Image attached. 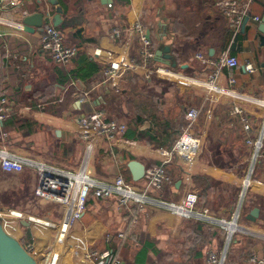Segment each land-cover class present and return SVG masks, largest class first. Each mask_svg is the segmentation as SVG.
I'll list each match as a JSON object with an SVG mask.
<instances>
[{
    "label": "crops",
    "instance_id": "obj_1",
    "mask_svg": "<svg viewBox=\"0 0 264 264\" xmlns=\"http://www.w3.org/2000/svg\"><path fill=\"white\" fill-rule=\"evenodd\" d=\"M9 1L0 0V6L13 20L42 12V25L53 24L60 8V23L55 27L78 53L68 65L58 66L39 47V28L27 32L0 25L4 33L0 38V94L14 105L13 115L0 126V148L75 170L86 148L79 138L78 122L89 113L91 105L124 123L127 129L132 124L137 138L126 136V129L123 137L130 142L119 139L109 149L102 137L94 136L88 158L90 172L101 178L120 172L133 181L127 168L129 160L137 159L144 166L156 163V149L168 148L160 144L163 125L154 128L152 115L168 120L178 136L187 108L199 107L200 117L192 133L201 138V154L192 167L191 180L182 177L177 165H170L172 183L165 193L179 198L191 185L200 205L216 216L230 217L239 204L242 182L249 174L250 146L238 117L229 111L238 106L246 112L253 124V138L264 121V42L258 30L264 20V0L251 2L250 18L242 22L234 37L227 18L217 7L219 0H13L14 5ZM252 16H258L260 21L254 22ZM136 22L150 38L156 62L183 77L156 79L152 84L127 72L118 93L98 87L103 63L92 57L94 48L120 52L123 42L136 56L138 38L115 35L116 30L123 31ZM166 46L174 66L156 56V51ZM226 50L238 59L239 65L223 69L216 81L219 89L210 90L206 83L208 68L196 56L204 54L214 59ZM88 60L98 70L82 78ZM246 62L252 64L253 72L244 69ZM230 75L233 83L229 82ZM135 79L141 84H135ZM92 88L89 103H81L87 106H79L81 92ZM139 96V102H135ZM137 115L143 121L135 125L133 118ZM24 123L32 124L27 128ZM147 129L160 135L157 143L145 136ZM111 155L113 158H108ZM250 178L240 210L242 226L249 233L238 234L228 254L229 261L235 264H245L243 256L251 252L264 255V158L257 161ZM36 183L37 176L30 169L19 173L0 170V220L24 246L31 244V254L38 263H44L46 257L40 260L41 254L57 238L61 208L58 206L57 211L53 203L35 199ZM254 207L259 209V215L257 221L251 222L246 214ZM22 221L29 225L24 226ZM121 226L120 209L112 198L88 200L86 211L74 223L64 245L67 227L58 233L57 248L63 245L66 260L59 262V258L57 264H92L83 263L76 254L85 249L112 251L120 257L121 264H206L207 252L222 243L223 232L218 225L185 219L165 209L144 210L133 234L119 239L117 231ZM143 246L147 248L146 258L140 263L135 257Z\"/></svg>",
    "mask_w": 264,
    "mask_h": 264
},
{
    "label": "built area",
    "instance_id": "obj_2",
    "mask_svg": "<svg viewBox=\"0 0 264 264\" xmlns=\"http://www.w3.org/2000/svg\"><path fill=\"white\" fill-rule=\"evenodd\" d=\"M253 0H219L217 7L228 20V26L232 30L233 37L237 34L245 18H250L249 8ZM14 5L13 0L9 1ZM8 11L0 6V25L23 31L22 20H13L8 16ZM258 22V16L251 17ZM117 38L136 36L138 46L136 56L129 53L128 44L119 45L121 51L103 50L94 48L92 57L103 63L102 77L98 81V87H104L118 93L122 79L127 72H132L143 79L156 77L157 79L181 78L180 72L173 71L170 67L156 62L154 50L150 38L141 23L136 22L123 31L116 30ZM4 33L0 31V38ZM39 47L50 60L58 66H66L72 62L78 53V49L65 43L62 32L51 22L42 25L39 35ZM207 66L206 83L210 90H218L217 78L223 69H232L239 65L238 59L228 50L221 52L214 59L198 54L196 56ZM243 67L248 72H253L251 63L246 62ZM229 82H234V77L229 76ZM94 89L82 91L79 103L89 101ZM14 105L6 96L0 94V121L4 122L14 113ZM229 113L238 117L242 131L246 134V144L250 146L249 174L245 176L239 191V204L232 210L230 217L216 216L210 209L199 204L197 192L188 189L179 198L171 197L165 193V189L172 183L168 174V166L177 165L182 177L191 180V170L201 154V138L192 133L194 124L200 117L199 107H189L185 112V122L181 126L179 135L168 148H157L158 162L145 165L144 175L141 180H127L120 172L111 177L101 178L92 174L88 168V158L92 147V138L102 137L112 148L119 139L130 142L123 137L127 127L115 118H109L102 109H93L82 116L78 122L79 138L85 142L86 148L83 158L75 170L66 169L45 161H38L31 157L19 156L5 148H0V170L7 173H19L24 169H30L37 176V183L33 191L35 199L57 204L62 212L60 227L69 229L73 223L81 218L86 211L88 200H101L112 198L120 209L121 228L117 231V238L122 239L131 236L139 223L140 214L148 208L165 209L177 215L195 221H201L208 225H218L222 230V243L206 254V264H235L229 261L228 254L232 242L238 234H248L242 226L241 203L251 183L250 174L260 158H264V121L261 122L257 137H252L253 124L246 112L233 106ZM6 137L5 133L1 134ZM113 158L109 156L108 158ZM189 184V183H188ZM248 231V230H247ZM27 250L31 244L24 246ZM52 247V246H51ZM49 249H53V247ZM31 253V252H30ZM82 262L92 264H121L120 257L109 250H79L76 253ZM41 254L40 260L44 263L57 264L56 253ZM51 256V257H49ZM48 257V258H47ZM245 264H264V255L251 252L244 255ZM41 261V262H42ZM39 262V261H37ZM145 264H156L147 262Z\"/></svg>",
    "mask_w": 264,
    "mask_h": 264
},
{
    "label": "water",
    "instance_id": "obj_3",
    "mask_svg": "<svg viewBox=\"0 0 264 264\" xmlns=\"http://www.w3.org/2000/svg\"><path fill=\"white\" fill-rule=\"evenodd\" d=\"M60 15H61V9L57 8V13L53 17V24L57 26L60 23ZM42 18L43 13L37 12L30 15H27L23 18V30L27 32H32L34 28L42 29ZM247 18L244 19L243 22H245ZM244 24V23H243ZM258 30L262 33L261 40L264 42V20L261 24L258 26ZM156 56L161 59V61L165 62L166 64H169L171 66H174L175 63L171 62L172 57L169 54V47H164L163 49L156 51ZM86 104L89 103V101L85 102ZM96 104V102H93ZM86 104L79 103L78 105L82 106ZM90 110L88 112H91L93 108L91 105L88 107ZM3 125V122L0 121V126ZM127 168L129 169L131 173V178L133 181L141 180L144 175V164L140 162L137 159H132L127 162ZM179 184V181L176 183V186ZM259 215V209L257 207L252 208L248 214H246V219H248L251 222L257 221ZM22 224L24 226H28V222H23ZM249 233V231H245ZM264 253V249H263ZM0 264H38L37 260L34 258V256L30 253L29 250H27L24 245L17 239L16 237L10 235L4 228L1 220H0Z\"/></svg>",
    "mask_w": 264,
    "mask_h": 264
},
{
    "label": "trees",
    "instance_id": "obj_4",
    "mask_svg": "<svg viewBox=\"0 0 264 264\" xmlns=\"http://www.w3.org/2000/svg\"><path fill=\"white\" fill-rule=\"evenodd\" d=\"M98 70V66L92 62V61H87L86 65H85V68L83 69V74L81 75L82 78H89L92 74H94L95 72H97ZM152 118L151 121L153 123V127L155 128L156 125L159 126V125H163V129L162 131L160 132L162 137V141L160 144L162 145H167L168 147H170L176 137H177V130H175L174 126L170 124V122L168 120H165V119H162V118H155V115H152ZM133 124H138L140 122L143 121V118L140 116V115H137L133 118ZM32 123H24V126L29 128V126L31 125ZM179 129V128H177ZM149 139L150 141H152L153 143H157V140H158V137L160 135H157L155 134V132L153 130H150V129H147V131L144 132ZM136 134V135H135ZM140 134H138V137H139ZM179 135V134H178ZM126 136L128 137H132V138H137V133L135 132V130L132 128V124L131 126H129V128L127 129L126 131ZM146 246H143L142 248H140V250L138 251V253L136 254V257H135V260L137 262H140V263H144V260L146 258Z\"/></svg>",
    "mask_w": 264,
    "mask_h": 264
},
{
    "label": "rangeland",
    "instance_id": "obj_5",
    "mask_svg": "<svg viewBox=\"0 0 264 264\" xmlns=\"http://www.w3.org/2000/svg\"><path fill=\"white\" fill-rule=\"evenodd\" d=\"M143 79V78H142ZM156 77H153V78H150V79H144V80H148V81H152L151 83L153 84L155 81H156ZM159 80H162V79H159ZM139 80H137V79H135L134 80V83L135 84H137V85H140L141 84V82H138ZM149 86V85H148ZM138 90H139V92H142L143 90L142 89H140V88H138ZM146 92H148V93H150V90H145ZM144 91V93H146ZM128 98H130V96L128 97ZM127 98V99H128ZM139 98H140V96L139 97H137V99H136V97H135V102H139ZM144 115H146L147 113H143ZM53 164V163H52ZM55 165H56V163H54ZM59 165V164H58ZM65 168V167H64ZM66 169H68V168H66ZM70 170H73V169H70ZM57 211H58V209H59V207H58V205H56V204H53L52 205ZM60 210V209H59ZM61 211V210H60ZM61 220H62V212H60V217L58 218V221H57V224H58V226H59V232H60V229H61V227H60V222H61ZM73 225H74V223H73ZM73 225H71V227H69V229H67V231H66V234H65V239L63 240V245H64V243H65V241H67V237H68V235H69V231L73 228ZM58 232V233H59ZM58 233L56 234V236H57V238H58ZM57 238L56 239H54V241H53V243H52V245H50V246H47V248H46V250H44V254H49V253H52V255H53V253H56L57 255H56V260H58L59 258V262H60V260H66V257H65V259H64V257L62 256L63 255V252H64V249L62 248V246L59 248H57ZM53 247V249H49V247ZM51 247V248H52ZM76 253H78V252H76ZM51 255V256H52ZM51 256H49V257H51ZM48 258V257H47ZM58 264H60V263H58Z\"/></svg>",
    "mask_w": 264,
    "mask_h": 264
},
{
    "label": "bare ground",
    "instance_id": "obj_6",
    "mask_svg": "<svg viewBox=\"0 0 264 264\" xmlns=\"http://www.w3.org/2000/svg\"><path fill=\"white\" fill-rule=\"evenodd\" d=\"M61 246H62V245H61ZM61 246H60V247H61ZM60 247H59V248H60ZM62 247H63V246H62Z\"/></svg>",
    "mask_w": 264,
    "mask_h": 264
}]
</instances>
